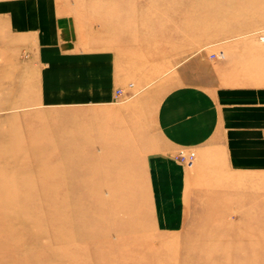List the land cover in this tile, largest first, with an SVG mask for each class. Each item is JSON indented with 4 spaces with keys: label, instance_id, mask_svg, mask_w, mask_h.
<instances>
[{
    "label": "rangeland",
    "instance_id": "374dc122",
    "mask_svg": "<svg viewBox=\"0 0 264 264\" xmlns=\"http://www.w3.org/2000/svg\"><path fill=\"white\" fill-rule=\"evenodd\" d=\"M65 17L130 64L114 104L69 103L104 80L42 61ZM197 60L264 84V0H0V261L264 264L262 121L238 166L160 148L156 108Z\"/></svg>",
    "mask_w": 264,
    "mask_h": 264
},
{
    "label": "crops",
    "instance_id": "0c3cea01",
    "mask_svg": "<svg viewBox=\"0 0 264 264\" xmlns=\"http://www.w3.org/2000/svg\"><path fill=\"white\" fill-rule=\"evenodd\" d=\"M80 24L70 17L59 19L55 36L41 51L42 61L68 64L64 69L71 71L73 67L74 76L86 70L90 79L104 80L100 85L91 80L88 88L75 85L69 103L112 105L115 84L125 85L132 76L130 64L114 49L92 48ZM224 59L217 63L224 65L229 61ZM181 75L185 84L164 95L154 113L160 148L184 146L204 151L218 145L225 157L238 166L243 159L241 152L248 154L252 141H257L258 131L252 128L258 127L259 121L264 126V84L242 83L239 73L215 66L210 69V63L204 60L192 62ZM127 91L123 89L125 94ZM243 142L249 144L243 147Z\"/></svg>",
    "mask_w": 264,
    "mask_h": 264
},
{
    "label": "bare ground",
    "instance_id": "6f19581e",
    "mask_svg": "<svg viewBox=\"0 0 264 264\" xmlns=\"http://www.w3.org/2000/svg\"><path fill=\"white\" fill-rule=\"evenodd\" d=\"M9 221H11L10 217H4V219L0 218V229H2V231L0 230V238L2 236H4V234H5V236H4L5 239L8 238L9 236H11V230H8V231L6 229L3 230L4 229L3 225L4 224L6 225V223ZM5 260H6L5 258H2V260L0 261V264H3ZM4 264H10V263L5 262Z\"/></svg>",
    "mask_w": 264,
    "mask_h": 264
},
{
    "label": "built area",
    "instance_id": "2783aa9c",
    "mask_svg": "<svg viewBox=\"0 0 264 264\" xmlns=\"http://www.w3.org/2000/svg\"><path fill=\"white\" fill-rule=\"evenodd\" d=\"M196 156V152L194 151H191V152H188V153H185L183 151H180L178 154H177V157L180 158L181 160H190V159H194Z\"/></svg>",
    "mask_w": 264,
    "mask_h": 264
}]
</instances>
